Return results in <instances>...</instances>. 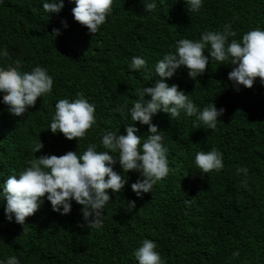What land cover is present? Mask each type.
I'll return each instance as SVG.
<instances>
[{
  "label": "trees",
  "instance_id": "obj_1",
  "mask_svg": "<svg viewBox=\"0 0 264 264\" xmlns=\"http://www.w3.org/2000/svg\"><path fill=\"white\" fill-rule=\"evenodd\" d=\"M46 2L0 0V68L16 67L19 61L20 72L39 66L53 80L51 94L38 97L20 117L10 114L0 92V192L9 176L19 179L29 161L42 155L76 151L81 156L95 145L96 151L118 159L119 151L102 145L108 131L126 135V127L134 126L142 146L148 125L132 121L130 109L140 99L138 90L159 79L157 62L174 53L179 40L198 41L205 31L222 32L226 24L236 33L228 43L242 42L257 28L264 31V0H202L197 12L186 0H113L112 12L94 35L74 20V0H63L59 13L45 12ZM145 2L157 7L146 12ZM210 50L206 46L204 55ZM133 57L144 59L146 67L132 69ZM228 63L209 58L195 81L185 66L165 80L200 111L210 105L225 111L215 131L183 110L178 118L153 114L151 123L174 171L137 197L131 184L143 179L141 173H123L117 161L112 168L127 183L120 192L106 190L110 200L101 228L88 229L83 206L75 200L70 213L61 215L46 196L22 226L14 215L11 222L6 218V200L0 196V264L12 256L19 264H138L134 253L145 239L156 243L164 264H264V83L256 78L251 88L239 85L236 91L228 73L238 65ZM77 93L95 106L96 122L84 139L68 140L59 131L53 134L50 124L55 104L72 102ZM39 141L43 148L35 153ZM213 148L222 153L224 167L202 174L195 156ZM239 168H247V175L237 173ZM129 201L135 202L131 211Z\"/></svg>",
  "mask_w": 264,
  "mask_h": 264
},
{
  "label": "clouds",
  "instance_id": "obj_2",
  "mask_svg": "<svg viewBox=\"0 0 264 264\" xmlns=\"http://www.w3.org/2000/svg\"><path fill=\"white\" fill-rule=\"evenodd\" d=\"M186 2L192 12H197L202 7V0ZM74 3V20L85 26L91 35L99 31V27L105 23L106 17L113 10V0H74ZM63 6V0L43 3V9L47 13H59ZM156 7L154 2H145L146 12H151ZM62 24L67 27L66 22L62 21ZM52 34L59 35V30L53 29ZM235 35L231 26L226 24L222 32L205 31L198 41L179 40L176 51L165 54L163 59L157 62L155 73L159 79H156L154 86L138 90L140 99L130 109L132 121L148 125L149 135L142 146L141 137L136 135L138 129L129 125L125 129L126 135L108 131L102 137L105 149L112 153L119 151L118 159L107 151H96L95 145H89L81 156H78L76 151H69L61 156L42 155L29 161L30 167L21 172L19 179L12 175L4 182L0 196L6 200V218L11 222L14 215L17 224L25 225L26 217L28 220L33 218V214L43 203L42 198L46 196L52 210L61 215L70 213V202L75 200L83 206L82 215L88 229L101 228L103 209L110 200L106 190L120 192L127 183V179L112 168L117 161L123 173H141L143 179L131 184V189L137 197H141L142 193H150L158 181L166 178L170 171H174L169 168L167 149L162 145V136L158 133L157 126L151 123L152 115L163 111L169 118H178L183 110L187 116L195 115L197 121L215 131L218 117L225 111L223 108L217 110L213 105L200 111L177 85L169 86L165 82L167 78H171L177 69L185 66L189 78L195 81L198 75L205 72L211 58L217 62L229 61L228 64L238 65L228 73V79L237 86L236 91H239V85L251 88L256 78H260L264 83V31L257 28L244 34L242 42L233 39L228 43L229 37ZM208 45L211 50L208 52L209 56H205V48ZM2 54L8 56L7 50ZM19 67L20 62L17 61L16 67L0 68V92L4 93L3 102L8 106L10 114L16 117L22 116L29 107H34L38 97L51 94L53 88V80L45 69L37 66L31 72L22 73L18 70ZM145 67L144 59L133 57L132 69ZM146 94L151 97L149 101L144 99ZM77 96L72 102L60 99L55 104L56 111L50 124L53 134L59 131L68 140L84 139L95 124V106L89 103L82 93H77ZM194 128H199V125H194ZM42 148L43 144L39 141L34 146V152ZM195 164L202 174L219 171L224 167L222 153L215 148L208 152H198ZM247 171V168L237 169V173L242 172L245 176ZM128 205L129 211L135 208L134 201H129ZM156 247L155 242L145 239L134 253L138 264H164L155 250ZM233 256L238 257L239 252H234ZM6 264H19V261L12 256L7 259Z\"/></svg>",
  "mask_w": 264,
  "mask_h": 264
}]
</instances>
